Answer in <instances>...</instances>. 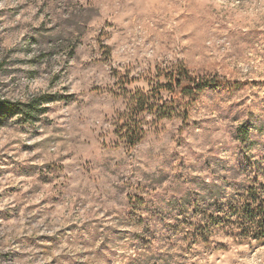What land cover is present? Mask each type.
I'll use <instances>...</instances> for the list:
<instances>
[{
    "label": "clouds",
    "instance_id": "9594fccd",
    "mask_svg": "<svg viewBox=\"0 0 264 264\" xmlns=\"http://www.w3.org/2000/svg\"><path fill=\"white\" fill-rule=\"evenodd\" d=\"M0 264H264V0H0Z\"/></svg>",
    "mask_w": 264,
    "mask_h": 264
}]
</instances>
